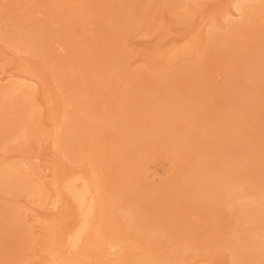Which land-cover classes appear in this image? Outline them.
Wrapping results in <instances>:
<instances>
[{
  "label": "rangeland",
  "instance_id": "rangeland-1",
  "mask_svg": "<svg viewBox=\"0 0 264 264\" xmlns=\"http://www.w3.org/2000/svg\"><path fill=\"white\" fill-rule=\"evenodd\" d=\"M50 1L0 0V20L3 26L9 23V27L12 23L3 20L2 15L9 13L14 17H32V22L47 31L43 45L58 60L73 58L69 44L75 41L74 53L78 59L74 65H83L80 70L84 71L86 68L88 74L108 65L107 87L102 86L105 82L101 81V85L97 86V80L85 86L86 94L92 93L89 98L92 100L86 106L100 112L98 120L104 126L100 131H95L96 142L85 143L86 154L82 156L83 159L66 155L61 145H53L55 127L62 120L65 111L69 110L64 100V93L69 90V86L55 81L41 54L18 52L0 38V89L18 81L21 85L24 83L19 92L35 88L29 90L33 92L31 100L36 106L33 115L18 129V125L10 126L24 137L17 141L0 142V162L26 163L25 170L32 174L39 186L40 194L37 197L17 193L4 196L6 202L22 208L25 213L31 245L23 254V264H43L53 234L60 233L75 221L72 208L65 201L59 204L58 209L48 206L55 200L54 178L64 171L85 170L91 159L111 194L119 197L118 206L126 208L128 204L134 203L141 208L142 204L143 213L163 215L166 211L164 201L167 200L164 198H170L175 206L172 210L179 217V224L171 231L175 241L163 238L153 244L142 242L140 249L128 244V249L121 250L122 252L119 249L108 250L101 260L89 258L82 264H116V261L123 258L136 259L145 255L159 258L183 247H187L184 253L185 264H233L231 253L224 245L228 242L238 244L242 233L254 235L261 232L264 222L251 223L244 228L235 217L227 226L217 230V221L211 213L191 210L179 202L181 184L178 181H181L190 167L206 161L218 162L236 172H231L234 177L240 179L239 174L244 175V192L247 196H252L245 201L264 205V180L259 179L264 177V88L257 89L253 86L257 76L250 72L254 69V61L264 58L261 29L249 31L244 38L240 36V43L227 50L209 51L211 47L208 32L218 27L217 33H223L228 20L242 22V14L235 10V3L242 0H156L138 30L121 28L117 23V10L119 5L122 7L124 0L123 3L121 0H68L66 5L59 7L54 13L48 9ZM183 3L186 5L184 8L176 7ZM60 12L66 13L63 18L53 16ZM70 13H77L78 17L74 25H71L72 32L69 34L63 24L66 22V25H70ZM188 13L192 14L191 22L183 23L182 19ZM226 14L230 17H226ZM193 41H197V46L189 54L176 55L162 64L158 61L161 56L182 49ZM81 53H99V56L97 60H88L87 66L83 63ZM102 53H108V56H103ZM199 61L202 64L200 72L187 73V67L194 66ZM261 64L264 66V61ZM167 76L173 79L169 85H164L163 90L154 86L155 82L164 77L166 81ZM100 86L104 87V91L97 95L95 92ZM166 90L173 92L170 97L165 94ZM253 92L250 95L253 98L250 100L251 106H244L242 98ZM124 95H131L132 100L129 96L126 103L123 102ZM171 98L183 103L181 121L176 120L175 126L166 114ZM125 106L129 108L128 115H125ZM194 108L197 110L193 113V123L185 124L184 118ZM227 113L237 117L239 130L224 129L222 121ZM154 114L158 115L155 119ZM162 122H165L162 128H171L172 133L185 132L188 135V149L180 156H175L160 144L150 148L146 154L145 168L141 172L147 184L141 197L139 193H134L133 188L121 183L119 168L122 166L119 163L123 160L124 167L134 169L133 160L138 158L140 151H131L125 157L130 150L128 145L139 134L153 131ZM203 127L208 136H200ZM204 138H207L206 143ZM75 141H66L64 144L70 145ZM134 171L138 172L136 169L132 172ZM149 189L158 192L151 193ZM257 192L263 194L258 200L254 198ZM235 216L240 219L241 214ZM114 224L119 226L121 234L125 236V230L130 224L123 218L122 212H117ZM132 226V233L138 231L139 226ZM154 227L159 234L163 231L158 225ZM155 229L153 230L156 231ZM141 230H144V226Z\"/></svg>",
  "mask_w": 264,
  "mask_h": 264
},
{
  "label": "bare ground",
  "instance_id": "bare-ground-1",
  "mask_svg": "<svg viewBox=\"0 0 264 264\" xmlns=\"http://www.w3.org/2000/svg\"><path fill=\"white\" fill-rule=\"evenodd\" d=\"M67 1L68 0H51L48 4V9L54 13L58 11L57 9H59V7L62 8L61 6L66 5ZM164 1L177 2V0ZM155 3L156 0H124L121 8L119 5L120 3L118 4L120 10L115 8L119 13L117 23L121 28L131 27L138 30L142 24H144L150 12L149 8ZM185 6V3L176 5V7L182 8ZM63 8L66 9V7ZM235 10L242 14V22L237 23L233 20H228L223 33H217L218 27L208 32L211 47L209 51L220 52L218 50H227L236 46V44H239L241 41L240 36L244 38L246 33L256 28L261 29L264 39V2L259 0H242L235 3ZM65 14L60 12L59 14H53V16L63 18ZM225 16L230 17L229 14ZM1 17L6 22L10 21L12 24L9 27V23L3 26L0 20V38L10 44L13 49L18 52L31 55L34 53L41 54L48 67L49 74L55 81L58 84L69 86V90L64 93V100L69 110L67 109L65 111L62 120H60L59 124L55 127L56 136L54 137L53 145H61V149L66 155L74 157L75 159H83L82 156L86 154L85 143L88 144L90 141L96 142L97 136L95 131H100L104 126L101 120H98L100 112L98 110L96 111L94 108H87L86 106L89 105L88 101L92 100L89 99L92 97V93L87 92L86 94L85 86L97 80L99 81L96 83L97 86L99 84L101 85V81L106 83L102 86L107 87L108 65L98 68V70L92 74H88L86 68H84V71L80 70L83 65L80 67L74 65L76 59H78L74 53L76 50L75 41H71L69 44L70 49H72L73 58L63 61L58 60L46 50L43 45L42 41L47 35V31L38 24L32 22V17L30 18V16L27 15L23 17H14L13 14L9 13ZM77 17V13H70V25H66V22L64 23L65 25L63 24L64 29H66V32L69 34L72 32L71 25H74L73 23L76 21ZM191 19L192 14L188 13L183 17L182 21L183 23H190ZM85 29L87 28L85 27ZM196 46L197 41H193L182 49L180 48L161 56L158 61L162 64L175 58L176 55L189 54ZM98 54L99 53L82 54L83 63H86L90 59L89 62L97 60ZM102 55L108 56V53H102ZM263 61L264 58L255 60L253 63L254 69L250 71L251 74L257 76V79L253 83V86L257 89L264 88V66L262 64L260 65ZM88 65L89 63L87 66ZM201 65V61H199L194 66L187 67V69H189L187 73L197 74L200 72ZM256 67L257 69H255ZM166 79L165 81L164 77L159 82H155L154 86L163 90L162 88L164 85H169L173 78L167 76ZM23 85L19 84L18 81L13 82L8 87L0 89V142L17 141L23 138L24 136H21V132L17 129L20 126H24L29 121L36 109L35 104L31 100L33 92L29 91L35 88L31 87L32 89L28 91L19 92ZM102 86L95 92L97 95L104 91V87ZM172 93L171 90H166L165 94L170 97ZM251 94H254V92L242 98V104L244 106H251L249 105L251 102L250 100L253 99L250 97ZM127 96L128 95H124L123 97V102L125 101V103L130 97L132 100L131 95H129L130 97ZM171 99L172 101H170L166 114L171 118L170 122L175 126L176 120L181 121L180 111L183 109V103L174 101L173 98ZM124 109L125 115H128L130 113H128V106H125ZM196 110L197 108H194L192 113L184 118L185 124L193 123V113ZM156 115L153 119L160 114ZM52 119L54 118L52 117ZM153 119L151 121H153ZM237 120V117L233 114L227 113V115L223 117L222 125L227 131H233L235 128L239 130ZM12 124L18 125L16 126L17 129L15 128V130H13L10 128ZM162 124L165 125V122L160 123L157 127L155 126L156 128L153 131L151 130L150 132L139 134V137L135 138L134 141L128 145L130 150L126 153L125 157L129 155L131 151H140V155L137 154L138 158L133 160L135 164L134 169L138 170V172H132L134 169L124 167L123 160H120L122 163H119L120 166H122L119 168L120 174L122 175L121 183L127 187L133 188L134 193H139L141 197L142 190L147 187L143 177L144 174L142 175L141 172L145 168L146 154H148L150 148L154 147L153 145L160 144L163 145L165 150L175 156H180L182 152L188 149L186 138L188 135L185 132H182L183 134H180V132L172 133L171 128L165 127L168 129H164L162 128ZM130 133L135 135L133 131ZM179 136L185 137L180 138ZM200 136H208L204 127ZM233 136L236 135L233 134ZM206 139L207 138H204L205 143ZM66 141H75V143L72 142L70 145H65L64 143ZM199 144L201 143L199 142ZM3 149L6 148L4 147ZM25 166L26 163L24 162H0V264H23V262H25L23 254L31 245V235L26 226L25 213L22 208L4 200L5 195L14 193L27 194L30 197H37L40 194L38 191L39 186L34 181L32 174H28L27 170H25ZM190 168L191 169L182 176L181 181H178L179 184H181L180 203L188 206L191 210L211 213L217 221V230L227 226V223L232 220V218L235 219V217H237L236 219H238L240 225L243 227L251 223L264 222V205L259 202L250 203L249 201H245L252 198V196L249 195V197L244 192L246 186V180L242 178L244 175L238 173L240 179L237 178L236 174V177H234L233 174L236 172H233L231 168L221 166L218 162L213 163L211 161L202 162ZM255 179L258 178L256 177ZM259 179L264 180V177H259ZM103 180L102 174L99 172V169L92 159L89 161L88 168L85 170L64 171L61 174L58 173L57 177L54 178L53 190L55 191V200L48 206L53 209H58L59 204L65 201L66 205L72 208L75 221L72 225L70 224L69 227L66 226L60 233L53 234L52 241L49 243L47 250V258L43 264H82L89 258L101 260L102 256L106 254L108 250L114 251L119 249L123 251L128 249V244H133L132 246L140 249L142 242L153 244L162 241L163 238L164 240L167 238L168 241L176 240L173 236L174 233L171 231L179 224V217L177 213L172 210L175 208L172 204V199L164 198L167 200L164 201L166 211L163 215L158 213L147 215L143 213L144 206H142V204L141 208L139 207L140 205L137 206L134 203L128 204L126 208H121L117 204L119 197H115L114 194H111V191H109L108 186L104 184ZM134 184L136 187H134ZM150 191L151 193L158 192L154 190ZM255 197L257 200L263 197L262 192L255 193L254 198ZM156 199L160 200V198ZM262 201L263 200H261V202ZM117 212H122L123 218L130 224L125 230V236L121 234L117 224L113 225V222H116ZM237 214H241L240 219L238 216H235ZM134 224L139 226V229L135 233H132V225ZM155 225L163 229V231L161 229L162 232L160 234L155 229ZM143 226L144 230H141ZM249 234L248 232L242 233L238 239V244L228 242L224 245L226 250L231 253L233 264H264V229L254 235ZM186 250L187 247L176 248L174 251L160 256L159 258L145 255L143 257H135L136 259L123 258L115 263L158 264V262H160L159 264H185L186 259L184 253ZM203 264L210 263L204 262Z\"/></svg>",
  "mask_w": 264,
  "mask_h": 264
}]
</instances>
